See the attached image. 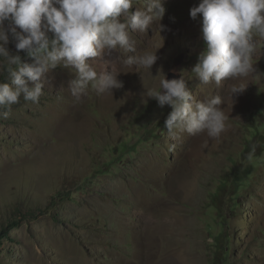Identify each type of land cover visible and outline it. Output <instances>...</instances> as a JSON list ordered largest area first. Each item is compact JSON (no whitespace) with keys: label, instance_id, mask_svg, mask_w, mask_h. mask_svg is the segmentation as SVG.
Returning a JSON list of instances; mask_svg holds the SVG:
<instances>
[{"label":"rangeland","instance_id":"rangeland-1","mask_svg":"<svg viewBox=\"0 0 264 264\" xmlns=\"http://www.w3.org/2000/svg\"><path fill=\"white\" fill-rule=\"evenodd\" d=\"M199 2L165 0L163 30L132 33L138 54L162 45L151 73L123 66L130 53L106 57L122 72L113 95L90 88L77 102L74 73L58 67L39 103L21 98L0 117V228L18 223L0 235V264H264V41L234 102L236 81L200 84L191 68L205 48L202 16L190 17ZM170 72L198 100L224 98L218 139L169 138L171 107L145 91Z\"/></svg>","mask_w":264,"mask_h":264},{"label":"clouds","instance_id":"clouds-1","mask_svg":"<svg viewBox=\"0 0 264 264\" xmlns=\"http://www.w3.org/2000/svg\"><path fill=\"white\" fill-rule=\"evenodd\" d=\"M164 3L165 0H0V72H6L10 81L0 82V117L7 119L21 98L39 103L50 83V73L58 67L74 73L67 86L77 102L90 88L98 94L113 95L114 89L123 87L118 79L122 72L106 59L114 51L130 53L122 58L126 68L151 73L156 50L162 45L138 54L132 33L146 34L154 22L160 33L165 27L160 23L166 12ZM198 14L202 16L200 31L205 48L191 72L200 84H214L216 88L225 81H236L227 89L234 102V95L246 90L247 78L256 72L253 58L258 44L264 41V0H200L190 9L193 20ZM10 41L15 43L16 54L7 47ZM21 50L31 63L22 61ZM145 95L157 100L160 107H171L164 129L173 141H179L183 133H205L218 139L227 130L224 98L210 95L196 99L183 75L178 79L163 75L159 87L148 88Z\"/></svg>","mask_w":264,"mask_h":264},{"label":"trees","instance_id":"trees-1","mask_svg":"<svg viewBox=\"0 0 264 264\" xmlns=\"http://www.w3.org/2000/svg\"><path fill=\"white\" fill-rule=\"evenodd\" d=\"M17 220H12L10 222H8L6 225H2V227L0 228V235L1 236H6L7 231L11 228H15V226L17 225Z\"/></svg>","mask_w":264,"mask_h":264},{"label":"water","instance_id":"water-1","mask_svg":"<svg viewBox=\"0 0 264 264\" xmlns=\"http://www.w3.org/2000/svg\"><path fill=\"white\" fill-rule=\"evenodd\" d=\"M181 77V73H175V72H170L165 78L166 79H173V78H180Z\"/></svg>","mask_w":264,"mask_h":264},{"label":"bare ground","instance_id":"bare-ground-1","mask_svg":"<svg viewBox=\"0 0 264 264\" xmlns=\"http://www.w3.org/2000/svg\"><path fill=\"white\" fill-rule=\"evenodd\" d=\"M199 1V0H198Z\"/></svg>","mask_w":264,"mask_h":264}]
</instances>
